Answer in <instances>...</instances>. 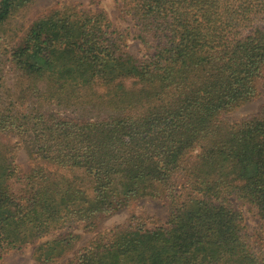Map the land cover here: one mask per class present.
I'll use <instances>...</instances> for the list:
<instances>
[{"label":"trees","instance_id":"1","mask_svg":"<svg viewBox=\"0 0 264 264\" xmlns=\"http://www.w3.org/2000/svg\"><path fill=\"white\" fill-rule=\"evenodd\" d=\"M114 1L146 54L127 50L104 11L73 3L34 18L6 48L0 264L54 234L34 249L52 262L71 249L74 227L91 230L145 197L164 202V222L131 213L59 264H264L231 203L264 230V104L227 118L264 88V0ZM30 2L0 0V33Z\"/></svg>","mask_w":264,"mask_h":264},{"label":"rangeland","instance_id":"2","mask_svg":"<svg viewBox=\"0 0 264 264\" xmlns=\"http://www.w3.org/2000/svg\"><path fill=\"white\" fill-rule=\"evenodd\" d=\"M61 3L79 4L84 8L92 11L102 10L105 12L113 29L123 32L127 36V50L136 56H142L147 52L142 48L141 43L134 35L136 29L131 19L121 17L119 4L114 0H31L29 4L22 6L12 16L10 21L4 25L3 31L0 33V70L2 81L11 86L14 82L13 73L9 70L4 58L6 57V48H9L37 16L43 14L49 9L56 7ZM2 92V89L0 90ZM264 104V88L261 95L249 102H246L228 113L229 120H238L244 116L255 114L261 105ZM5 142L15 143V137L9 135L3 137ZM15 163L21 173H25L32 165V161L25 147H18L15 150ZM18 185H15L17 188ZM232 205L241 211L243 223L246 229L253 235V238L260 244L264 250V230L260 228V221L255 212L245 204H238L232 199ZM133 213L141 217L151 218L149 225L152 223L164 222L167 217V207L158 198L145 197L132 202L126 208L118 210L109 216L102 217L94 223L91 230L85 229L82 225H78L72 229V234L76 236L71 249L62 257L55 259L49 263H42L35 258L34 249L36 245L43 243L53 237L48 235L38 240L35 244L23 247L18 250H10L2 257V264H59L70 259L74 253L84 246L87 241L99 232L107 231L117 224L125 222L129 215Z\"/></svg>","mask_w":264,"mask_h":264}]
</instances>
